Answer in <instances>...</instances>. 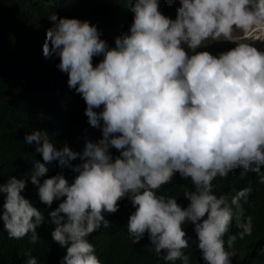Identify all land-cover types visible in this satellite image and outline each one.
Wrapping results in <instances>:
<instances>
[{
	"label": "clouds",
	"instance_id": "1",
	"mask_svg": "<svg viewBox=\"0 0 264 264\" xmlns=\"http://www.w3.org/2000/svg\"><path fill=\"white\" fill-rule=\"evenodd\" d=\"M129 8L133 23L114 47L89 20L48 17L55 23L43 54L59 57L69 88L86 102L88 123L102 129L82 153L58 148L43 130L25 136L43 157L28 174L39 201L49 208L60 201L47 221L55 225L53 240L66 248L60 264H103L88 237L109 227L105 214L116 213L126 197L135 209L126 223L133 243L147 234L156 254L182 264H189L184 249L195 243L206 264H232L237 235L253 231L243 207L253 189L218 195L213 181L239 168L264 184V50L255 46L264 43V0H180L175 19L160 10V0H130ZM219 41L235 47L218 55L198 51ZM78 157L82 162L73 165ZM53 161L72 168L71 183L64 173L41 182ZM176 173L191 180L186 207L160 192ZM28 175L0 183V220L10 238L30 234L36 243L46 217L23 194ZM233 222L240 231L228 236L226 248ZM189 223L195 241L184 227ZM25 264L38 259L29 253Z\"/></svg>",
	"mask_w": 264,
	"mask_h": 264
},
{
	"label": "trees",
	"instance_id": "2",
	"mask_svg": "<svg viewBox=\"0 0 264 264\" xmlns=\"http://www.w3.org/2000/svg\"><path fill=\"white\" fill-rule=\"evenodd\" d=\"M129 3L130 0H0V183H5L12 175L26 176L36 160L43 162L42 154L35 151V144L25 143L26 134L33 130L46 131L58 148L67 144L80 153L89 140L95 143L102 138V129L88 123L87 105L82 95L69 88L68 74L57 67L59 57L43 54L47 30L55 23L48 17L57 13L58 18L89 20L102 31L101 39L114 47L116 37L128 31L133 23L134 13ZM102 59V55L94 56L93 64ZM96 110H102V106ZM110 151L114 156L119 155L114 147ZM81 162L78 157L72 164ZM49 168L40 178L41 182L64 173L71 183L76 175L70 167L61 168L58 161L51 162ZM242 171L238 168L227 177H217L213 191L219 195L251 185L253 191L243 207L245 216L253 218V231L243 239L237 235L233 248L229 249L235 252L230 259L232 264H264V255L259 254L264 248V184L259 182L256 173L249 171L241 176ZM191 187L190 178L184 179L176 173L160 192L176 196L178 203L186 207L189 201L184 193ZM37 192L28 175L23 194L46 217L45 223L37 228L40 239L32 243L30 234L21 239L10 238L0 220V264H25L29 253L37 257L38 264H60L66 254V248L51 236L55 225L47 222L48 213L58 207L60 201H54L49 208L39 201ZM4 197L5 194L0 193V214ZM119 204L116 213L105 214L109 227L88 237L103 264H182L181 260L165 261L162 255L156 254L147 234L133 243L126 223L135 209L127 197ZM184 227L195 241L194 225L189 223ZM239 231L233 222L224 237L226 248L228 236ZM184 251L189 256V264H206L195 243Z\"/></svg>",
	"mask_w": 264,
	"mask_h": 264
},
{
	"label": "rangeland",
	"instance_id": "3",
	"mask_svg": "<svg viewBox=\"0 0 264 264\" xmlns=\"http://www.w3.org/2000/svg\"><path fill=\"white\" fill-rule=\"evenodd\" d=\"M179 6L180 0H160V10L172 19L176 18ZM255 46L258 49L264 50V43L256 42ZM233 47H235V44L232 42L219 41L206 45L205 47L198 49V51L207 50L213 55H218L219 53L225 52Z\"/></svg>",
	"mask_w": 264,
	"mask_h": 264
}]
</instances>
